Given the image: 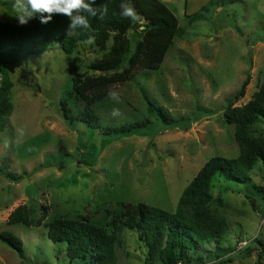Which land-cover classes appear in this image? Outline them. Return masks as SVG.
Listing matches in <instances>:
<instances>
[{
    "label": "rangeland",
    "instance_id": "rangeland-1",
    "mask_svg": "<svg viewBox=\"0 0 264 264\" xmlns=\"http://www.w3.org/2000/svg\"><path fill=\"white\" fill-rule=\"evenodd\" d=\"M159 1L181 33L159 69L134 71L116 87L119 102L108 96L94 106L98 129L81 119L84 107L69 70L100 75L89 67L105 57L112 40L104 49L78 42L64 54L59 38L74 36L66 16L58 37L28 44L31 51L8 67L12 114L0 133V235L19 237L23 255L0 239V264H82L70 261L65 243L49 240L47 225L85 218L116 239L105 264H161L148 258L139 233L116 229L115 222L138 204L175 212L210 159L239 155L236 125L224 114L229 105L243 109L264 83V0ZM13 3L0 0V21L19 25ZM245 81L244 96L234 100ZM2 82L0 74V89ZM114 108L120 116L111 115ZM135 124L140 127L133 130ZM18 127L26 129L22 144L15 143ZM250 136L264 143V120ZM248 176L245 184L224 175L212 180L206 207L225 222L224 235L220 244L199 247L193 252L199 259L188 264H264V164L258 161ZM19 206L34 223L42 219L41 226L9 225Z\"/></svg>",
    "mask_w": 264,
    "mask_h": 264
},
{
    "label": "trees",
    "instance_id": "trees-1",
    "mask_svg": "<svg viewBox=\"0 0 264 264\" xmlns=\"http://www.w3.org/2000/svg\"><path fill=\"white\" fill-rule=\"evenodd\" d=\"M123 2L135 8L139 21L134 22L121 15L120 4ZM104 5L108 11L103 19H100L99 12L95 17L82 12L90 27H78L73 30L74 36L59 38L66 55H71L75 45L88 41L89 37L93 38L100 49H104L109 40L113 42L105 57L89 67L100 72V75L82 77L75 68L69 70L72 90L84 107L81 119L91 129L100 127V118L94 106L108 97L109 89L116 90V87L130 81L136 70L159 69L174 39L181 33L178 19L159 0H95L92 6L99 9ZM66 23L67 17L60 14L54 15L48 24H41L38 17L31 19L27 25L0 21V74L3 76V88L0 89V133L4 131L12 114V103L6 94L11 86L8 67L16 64L25 51H31L26 48L28 44L38 43L43 37V43L58 37ZM132 36L135 37L134 42ZM246 86L247 81L235 94L234 100L244 96ZM224 118L227 123L236 125L235 137L240 149L236 158L210 159L185 189L175 212L138 204L132 213L127 212L122 216L121 222H115L116 229L123 231L127 228L139 233L140 241L147 246L148 258L158 259L161 264H188L193 257L199 259L193 252L202 245L211 242L220 244L225 222L211 217L206 207L212 180L218 175H224L226 179L245 184L250 181L248 173L256 163L261 161L264 164V143L250 136L251 128L264 120V83L243 109L231 110L229 105ZM139 127L140 124H135L132 129ZM251 201L257 210L255 200ZM41 223L42 219L36 223L31 220L26 206H19L8 217L9 225L39 227ZM47 228V236L52 243L66 244V254L71 262L78 260L82 264H97L98 258V264H105L112 259L115 237L95 227L89 218L54 219ZM0 239L19 256L23 255L19 237L12 233H2Z\"/></svg>",
    "mask_w": 264,
    "mask_h": 264
},
{
    "label": "clouds",
    "instance_id": "clouds-1",
    "mask_svg": "<svg viewBox=\"0 0 264 264\" xmlns=\"http://www.w3.org/2000/svg\"><path fill=\"white\" fill-rule=\"evenodd\" d=\"M95 0L86 2V0H14L13 9L17 13L15 18L19 25H27L33 18L38 17L41 24H48L52 21L53 16L56 14L64 15L69 18V31L74 30L78 27L87 29L90 27L86 16L82 15V12H87L91 16H97L99 12L100 19H103L107 14V6L104 5L101 8H94L92 5ZM121 15L131 20L139 21L140 17L135 11V8L127 2L120 4ZM93 41L92 37H89L88 43ZM108 96L119 102L120 93L112 90L108 91ZM111 115L118 117L121 115L119 109L114 108ZM26 136V129L24 127H18L16 129V140L15 143L22 144ZM7 147V142H5Z\"/></svg>",
    "mask_w": 264,
    "mask_h": 264
},
{
    "label": "water",
    "instance_id": "water-1",
    "mask_svg": "<svg viewBox=\"0 0 264 264\" xmlns=\"http://www.w3.org/2000/svg\"><path fill=\"white\" fill-rule=\"evenodd\" d=\"M142 29H143V27H141V30ZM131 39H132L133 42L135 41V37L134 36H132Z\"/></svg>",
    "mask_w": 264,
    "mask_h": 264
}]
</instances>
